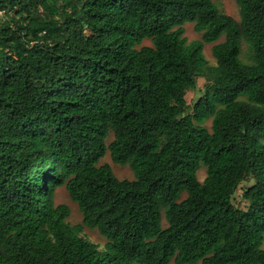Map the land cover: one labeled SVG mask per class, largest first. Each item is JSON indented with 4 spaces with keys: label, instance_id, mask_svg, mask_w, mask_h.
I'll list each match as a JSON object with an SVG mask.
<instances>
[{
    "label": "trees",
    "instance_id": "trees-1",
    "mask_svg": "<svg viewBox=\"0 0 264 264\" xmlns=\"http://www.w3.org/2000/svg\"><path fill=\"white\" fill-rule=\"evenodd\" d=\"M235 2L0 0V264H264V0Z\"/></svg>",
    "mask_w": 264,
    "mask_h": 264
},
{
    "label": "rangeland",
    "instance_id": "rangeland-1",
    "mask_svg": "<svg viewBox=\"0 0 264 264\" xmlns=\"http://www.w3.org/2000/svg\"><path fill=\"white\" fill-rule=\"evenodd\" d=\"M218 9L235 19L237 22L240 21V13H239V7L236 4L235 0H212ZM2 18V14L0 13V19ZM184 37L187 39L188 42L194 41V40H201L202 39V33H198L194 30V25L192 23L187 22L184 25ZM224 38L221 37L218 42L223 41ZM142 45L150 46L151 42L148 39H145L142 42ZM213 46V43H204V48H203V54L205 59L207 60L209 65H214L215 60L212 57L211 54V47ZM241 59L245 63H249V52H248V46L246 43L242 42V47H241ZM205 84L204 78H197V88L193 91H188L185 95L186 102L189 105H192L193 102L198 98L200 95V92ZM206 127H210V120H208L205 123ZM113 140L112 133H110L109 137L106 140V143H110ZM262 143L264 144V139H262ZM103 164H108L114 175L120 179V180H134V173L129 167V165H119L116 164L112 161V158L110 156V152L107 150L105 156L99 161L98 165H103ZM206 172L204 166H202L198 172H197V177L199 182H202L203 179L205 178ZM251 184V182H245L242 183L241 185L238 186L236 192L233 195L232 202L233 204L245 210L247 208V202L242 198V191L243 189ZM185 194L181 195V199L185 198ZM55 203L56 204H65L69 207L70 209V215L67 218V222L70 225H80L82 224V215L80 210L78 209V206L76 203L71 201L69 198L68 194L63 188H57L55 190ZM161 224L162 227L165 228L167 226V222L164 217V211L162 210L161 212ZM80 236L90 240L91 242L95 243L99 250L105 251L106 248V240L105 238L95 229H90L85 226H83L82 231L80 232ZM262 248L264 249V240L262 244ZM137 264V263H135ZM169 264H175L173 260L169 262ZM196 264H201L200 262Z\"/></svg>",
    "mask_w": 264,
    "mask_h": 264
}]
</instances>
